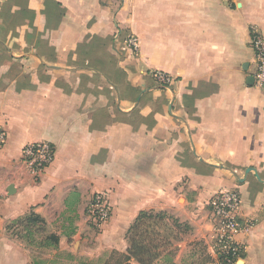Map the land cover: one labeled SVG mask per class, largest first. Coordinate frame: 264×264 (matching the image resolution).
<instances>
[{"label":"crops","instance_id":"crops-1","mask_svg":"<svg viewBox=\"0 0 264 264\" xmlns=\"http://www.w3.org/2000/svg\"><path fill=\"white\" fill-rule=\"evenodd\" d=\"M251 30L264 38V0H0V264L125 255L142 211L189 228L155 264H213L207 203L220 190L239 193L249 225L236 236L238 264H264V96L247 83ZM154 71L172 84L156 87ZM38 142L53 161L34 183L21 151ZM96 193L111 206L100 232L85 216ZM30 213L57 240L45 252L5 231Z\"/></svg>","mask_w":264,"mask_h":264},{"label":"built area","instance_id":"built-area-1","mask_svg":"<svg viewBox=\"0 0 264 264\" xmlns=\"http://www.w3.org/2000/svg\"><path fill=\"white\" fill-rule=\"evenodd\" d=\"M124 44L131 56L138 53V40L134 35L125 38ZM250 46L254 56L253 85L264 96V38L254 30L250 32ZM156 87L168 88L172 78L159 71L149 72ZM7 135L0 128V148L6 143ZM21 161L30 173L34 183L40 181L47 167L53 161V149L47 142L26 145L21 151ZM240 196L236 190H220L207 203L208 221L211 232V248L215 256L213 264H238L242 247L236 241L241 231L249 228L239 220ZM87 223L100 232L111 216V206L106 193L94 194L86 206Z\"/></svg>","mask_w":264,"mask_h":264},{"label":"trees","instance_id":"trees-1","mask_svg":"<svg viewBox=\"0 0 264 264\" xmlns=\"http://www.w3.org/2000/svg\"><path fill=\"white\" fill-rule=\"evenodd\" d=\"M13 223L24 224L26 230L29 227L39 226L44 230L42 221L33 213ZM188 230L187 225L179 224L166 213L142 211L126 233L128 244L126 254L114 252L111 256L117 258L116 264H127L130 260L137 264H155L163 255L168 262L173 255L174 246L182 241V236L187 234ZM48 241L57 243L53 236H48L46 242ZM47 243L44 242L45 245Z\"/></svg>","mask_w":264,"mask_h":264},{"label":"rangeland","instance_id":"rangeland-1","mask_svg":"<svg viewBox=\"0 0 264 264\" xmlns=\"http://www.w3.org/2000/svg\"><path fill=\"white\" fill-rule=\"evenodd\" d=\"M39 227H29L27 230L25 229L24 224H6L5 231L9 233L11 236L17 237L19 241L23 244L27 245V247L32 248L37 252H45L44 242H46V232ZM29 242V243H28ZM101 258L99 261L95 262V264H116L117 258L110 256Z\"/></svg>","mask_w":264,"mask_h":264},{"label":"water","instance_id":"water-1","mask_svg":"<svg viewBox=\"0 0 264 264\" xmlns=\"http://www.w3.org/2000/svg\"><path fill=\"white\" fill-rule=\"evenodd\" d=\"M247 83H248L249 85H251V84L253 83V79H252V77H249V78H248ZM250 171H254V170H253L252 168H248V169L246 170V174L249 173ZM9 190L11 191L12 188H9Z\"/></svg>","mask_w":264,"mask_h":264}]
</instances>
